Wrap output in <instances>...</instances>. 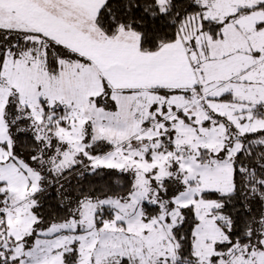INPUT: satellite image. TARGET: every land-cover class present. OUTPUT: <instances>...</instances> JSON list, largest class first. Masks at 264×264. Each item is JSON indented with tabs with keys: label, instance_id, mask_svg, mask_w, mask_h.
<instances>
[{
	"label": "snow or ice",
	"instance_id": "6c2138e0",
	"mask_svg": "<svg viewBox=\"0 0 264 264\" xmlns=\"http://www.w3.org/2000/svg\"><path fill=\"white\" fill-rule=\"evenodd\" d=\"M0 264H264V0H0Z\"/></svg>",
	"mask_w": 264,
	"mask_h": 264
}]
</instances>
